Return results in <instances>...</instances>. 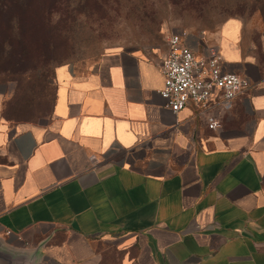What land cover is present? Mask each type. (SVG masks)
Segmentation results:
<instances>
[{"label": "crops", "instance_id": "crops-1", "mask_svg": "<svg viewBox=\"0 0 264 264\" xmlns=\"http://www.w3.org/2000/svg\"><path fill=\"white\" fill-rule=\"evenodd\" d=\"M218 45L251 83L231 109H168L162 49L57 66L41 123L0 98V245L40 264H264V27L227 19Z\"/></svg>", "mask_w": 264, "mask_h": 264}, {"label": "rangeland", "instance_id": "rangeland-1", "mask_svg": "<svg viewBox=\"0 0 264 264\" xmlns=\"http://www.w3.org/2000/svg\"><path fill=\"white\" fill-rule=\"evenodd\" d=\"M230 18L264 27V0H73L45 29L25 24L21 32L0 35L2 116L43 122L60 64L85 72L109 49L168 50L172 34L201 56Z\"/></svg>", "mask_w": 264, "mask_h": 264}, {"label": "built area", "instance_id": "built-area-1", "mask_svg": "<svg viewBox=\"0 0 264 264\" xmlns=\"http://www.w3.org/2000/svg\"><path fill=\"white\" fill-rule=\"evenodd\" d=\"M160 69L165 79L162 97L174 114L192 105L206 109L218 101L231 109L234 100L251 86L249 78L227 70L216 45L207 47L200 56L178 34L168 37V54ZM207 121L210 129L217 126L214 117ZM92 162H97L95 157ZM41 264L55 263L45 260Z\"/></svg>", "mask_w": 264, "mask_h": 264}, {"label": "trees", "instance_id": "trees-1", "mask_svg": "<svg viewBox=\"0 0 264 264\" xmlns=\"http://www.w3.org/2000/svg\"><path fill=\"white\" fill-rule=\"evenodd\" d=\"M72 1L0 0V35L6 36L10 29L11 33L21 32L25 24L33 28L45 29L52 23L53 17L62 9L68 8Z\"/></svg>", "mask_w": 264, "mask_h": 264}, {"label": "water", "instance_id": "water-1", "mask_svg": "<svg viewBox=\"0 0 264 264\" xmlns=\"http://www.w3.org/2000/svg\"><path fill=\"white\" fill-rule=\"evenodd\" d=\"M40 262L38 254L14 253L0 245V264H40Z\"/></svg>", "mask_w": 264, "mask_h": 264}]
</instances>
